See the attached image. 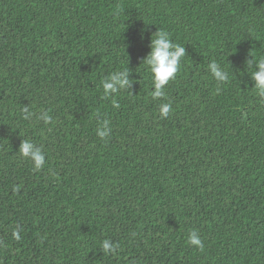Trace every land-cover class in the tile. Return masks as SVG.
I'll use <instances>...</instances> for the list:
<instances>
[{
  "label": "trees",
  "instance_id": "1",
  "mask_svg": "<svg viewBox=\"0 0 264 264\" xmlns=\"http://www.w3.org/2000/svg\"><path fill=\"white\" fill-rule=\"evenodd\" d=\"M159 30L186 55L153 99L142 60ZM259 60L264 0H0V264H264ZM128 68L130 89L105 99Z\"/></svg>",
  "mask_w": 264,
  "mask_h": 264
},
{
  "label": "clouds",
  "instance_id": "2",
  "mask_svg": "<svg viewBox=\"0 0 264 264\" xmlns=\"http://www.w3.org/2000/svg\"><path fill=\"white\" fill-rule=\"evenodd\" d=\"M186 55L185 46L172 42L168 32L159 30L151 36L150 52L142 60L151 73L152 83L154 91L151 95L153 99H159L165 96V86L170 80H174L178 71L181 68V61ZM208 71L212 77L218 83H224L229 79V72L221 67L216 61H212L207 65ZM131 69H125L115 71L106 76L102 81V89L104 98L107 99L110 96H115L121 90L130 89L133 80L129 78ZM251 79L254 81V88L256 94L264 98V60H259L255 63V71L251 74ZM115 105V100H113ZM172 110L170 103L161 104L159 108V114L161 118H165ZM24 119H31L33 113L25 107L23 109ZM39 119H42L45 123L51 121V116L47 112H43ZM111 132L109 127V121L104 120L101 127L98 129L97 134L101 139L107 137ZM18 153L21 157L31 160L34 169L39 171L45 164V153L42 148L34 144L29 139H23ZM12 237L19 241L21 239L20 232L14 230ZM190 245L203 250V243L198 235L197 231H192L188 236ZM117 245L113 244L109 239H105L102 242V251L105 255L112 253L115 254Z\"/></svg>",
  "mask_w": 264,
  "mask_h": 264
}]
</instances>
